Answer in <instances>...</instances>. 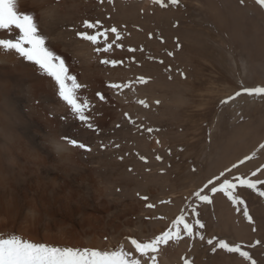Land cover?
I'll return each instance as SVG.
<instances>
[{
    "label": "rangeland",
    "instance_id": "rangeland-1",
    "mask_svg": "<svg viewBox=\"0 0 264 264\" xmlns=\"http://www.w3.org/2000/svg\"><path fill=\"white\" fill-rule=\"evenodd\" d=\"M164 3L161 7L152 0H68L56 8L54 22L35 13L48 47L66 61L70 74L83 85L78 95L91 104L85 115L93 128L76 118L59 99L54 82L35 65L29 63L26 71H9L11 77L22 78L20 85H30L37 96L24 140L38 156L34 160L23 156L17 164L25 180L27 194L22 200L26 208L22 220L2 225V234L101 252L122 245L126 252L138 256L126 238L147 242L183 215L204 239L185 236L181 226L182 238L161 247L157 264H184L185 259L191 264H250L238 254L218 248L213 251L209 239L239 244L256 264H264V197L258 194L264 191V184L258 183L253 191L234 179L264 180V149L259 147L264 141V96L244 94L221 103L242 87L264 86V9L255 0L243 4L241 0H179L177 6L167 0ZM85 20L99 21V31L115 27L121 39L109 52L88 58L91 45L77 33L94 34L96 30L85 29ZM233 29L239 31L242 42L232 37ZM114 40V34L108 32L107 42ZM104 43L101 38L98 47ZM129 48L135 51L129 52ZM108 58L122 63L115 67L100 63ZM139 77L147 83H139ZM110 83H128L130 87L118 94L108 87ZM43 92L57 95L69 120L66 116L59 121L46 111L40 99ZM122 97L128 99L129 109ZM140 100L148 107L139 104ZM37 122L48 134L66 130L72 140L90 151L68 144L75 157L56 175L51 155L35 139ZM149 128L153 131L148 132ZM238 133L241 140L234 142ZM241 150L253 158L232 168L242 158ZM32 162L44 165L54 179L41 180L47 188L23 177ZM221 166L232 170H219L213 176ZM257 169L261 171L253 177ZM221 172L225 175L217 184L225 179L237 184L233 194L244 201L240 211L223 192L205 190L211 203L192 196ZM144 196L148 199H141ZM34 197H39L40 203L34 202ZM90 199L100 205L99 212L80 206ZM149 203L155 207H146ZM245 206L251 224L243 216ZM17 207L18 203L12 202L10 211ZM193 208L198 215L192 214ZM197 219L204 228L195 225ZM256 241L260 243L249 247ZM138 258L146 264V258Z\"/></svg>",
    "mask_w": 264,
    "mask_h": 264
},
{
    "label": "snow or ice",
    "instance_id": "snow-or-ice-1",
    "mask_svg": "<svg viewBox=\"0 0 264 264\" xmlns=\"http://www.w3.org/2000/svg\"><path fill=\"white\" fill-rule=\"evenodd\" d=\"M167 2L171 6H177L179 4V0H167ZM243 2L244 0H241L242 4ZM152 3L161 7L165 6L164 0H152ZM255 3L261 9H264V0H255ZM83 27L85 29L96 30L94 34H89L87 31L78 32L77 36L81 40L93 45L94 51L97 53L109 52L115 41L121 39L120 33L115 27L99 31V21L92 23L85 20ZM12 30H16L17 35L15 38H0V51L14 53L25 62L35 65L43 75L49 77L54 82L59 99L68 106L76 118L82 123H85L87 127L93 128V125L88 123V117L85 115V112L91 108V104L87 98H83L82 100L78 95L83 85L78 82L76 76L70 74L66 61L47 46L46 37L39 31L34 15L18 11L17 0H0V31L11 32ZM108 32L113 33L115 36V40L112 43L107 42ZM101 38L105 41L102 48L97 47L100 44ZM115 46L117 48L122 47L120 44H115ZM128 51L133 52L135 49L129 48ZM168 55L171 56L172 53H168ZM100 63L115 67L122 62L115 59H104ZM138 81L141 84L147 83V80L143 77H139ZM108 87L118 90L119 94V91L129 88L130 84L110 83ZM244 94L248 96H264V86L253 88L242 87L241 91H237L234 95L222 100L221 103L227 104ZM97 97L100 101H104L105 99L100 93H97ZM138 103L144 107H148L147 103L143 100L138 101ZM157 103L159 102L157 101ZM125 117L129 119V122H133L127 113H125ZM147 131L152 132L153 130L149 128ZM63 139L72 147H79L85 151H90L84 144H78L75 140ZM259 147L260 149H264V144H261ZM252 158L251 156H247L244 160L239 161V164H243L245 160ZM140 159L147 163L145 157H140ZM156 159L160 160L161 158L157 156ZM236 167H238L237 164L232 165V168ZM231 170L227 169L228 172H231ZM259 171L261 170L257 169L256 172L252 173V176L255 177ZM224 175L225 173L221 172L220 176L209 179L202 188L192 193V196L197 201L211 203L210 196L205 190L210 191L212 194L223 192L232 204L237 206V211H240L239 206L244 204V201L233 194L237 184L227 179L217 184V181ZM234 179L238 181L240 186H245L253 190H256L258 183L264 184V180L252 181L239 176L234 177ZM258 194L264 197V191H259ZM141 199L147 200L148 197L144 196ZM161 203L165 202L162 201ZM146 207L153 208L155 206L149 203ZM191 211L193 215H198L195 208ZM243 216L250 224L252 223V217L249 215L246 206L243 208ZM157 219H163V217H157ZM195 225L201 229L204 228V225L198 219L195 221ZM181 226L185 236L192 239L196 237H199L201 240L204 239L202 234L194 231L193 224L187 223L185 217L180 215L172 222L167 230L161 231L159 235L154 236V238H151L147 242H138L135 238H126L138 256L126 252L122 245L111 252H101L88 248L76 249L50 246L44 243L32 242L16 235H10L7 238L0 237V264H142L141 259L138 257L146 258V264H157L156 254L161 250V247L168 245L169 242L179 241L182 238ZM253 231H255V228H253ZM207 243L213 245V251H216L218 248L227 253L238 254L244 261H249L250 264H256V261L252 259L249 252L243 250L239 244L231 245L224 240H218L214 243L213 239H209ZM259 243V241H256L255 244L249 245V247H255ZM184 264H191V262L185 259Z\"/></svg>",
    "mask_w": 264,
    "mask_h": 264
},
{
    "label": "bare ground",
    "instance_id": "bare-ground-1",
    "mask_svg": "<svg viewBox=\"0 0 264 264\" xmlns=\"http://www.w3.org/2000/svg\"><path fill=\"white\" fill-rule=\"evenodd\" d=\"M66 1L68 0H17V6H18V11L22 13L33 14V15H35V13H38L41 17L48 20L49 22H54L56 20L55 18L56 8L59 5L65 3ZM81 1H88V0H81ZM90 1L93 2L94 0H90ZM70 12L72 13V11ZM238 32L239 31H237L236 29H233V31H231V35L233 38L239 39L241 41V37L239 35L240 33ZM16 35H17L16 30H12L11 32L0 31V38H4V39L15 38ZM46 43L48 46L49 45L48 42ZM86 43L91 45L89 42ZM91 48L88 51V58H94L95 55L99 54L94 51L93 45H91ZM28 64H29L28 62H25L22 58H18L14 53H5L3 51H0V234H2L1 230H2V225L4 223H7L9 220H13L12 222L14 223L19 221L20 218L22 220L23 219L22 210L26 208V205L22 200L24 195L27 194L25 188V180L22 178L21 175L22 170L19 167H17V164L21 162L23 156L31 158V160H34L38 156L37 150L33 148L27 141L24 140V137L26 135L25 133L26 125L32 121L31 112L34 109V106L32 104L34 103L33 101L37 99V96L33 92V89L31 88L30 85H20V83H24L22 78L18 79L15 77H11L9 73V71H26L25 67H28L29 66ZM56 96L52 95V93L50 92H43L40 95V99L43 103L46 104L45 109L49 114L57 116L59 118V121L64 120L66 116H67V120H69L70 117L66 113L65 108H63L62 102L59 101ZM155 97H158V95ZM121 99L124 101L125 104L124 106H127V109H129L130 105H128L129 104L128 99L124 97H122ZM37 125H38L37 126L38 132H35L36 133L35 139L40 140L44 144L45 151L51 155L49 161L53 165H55L54 166L56 170L55 174L58 175V173L63 172V169L65 168L64 166L69 163V160L75 157L74 153L71 151L74 149L70 148L66 140L63 139V138L70 139L71 134H69L66 130H63L62 132H52V134H48L47 129L43 124L37 122ZM46 136L47 139L44 140ZM233 138H234L233 139L234 142L237 141L240 142L241 140L239 133L233 136ZM235 152L238 153V151ZM241 153H243L241 155L242 158H240L239 160L237 159V161L235 160L236 162L234 164L238 165L239 161L244 160L245 157L247 156H250L249 153L247 155L245 154L246 151L241 150L240 154ZM230 161L231 159H229V161L226 160V162H230ZM32 165H33L32 168H30L31 165L25 168L28 175L23 177L27 179H30L31 177V181H33L35 185H37L38 187L41 186L43 189L47 188V185L45 183H41V180L43 181L44 177L47 178L48 180H54V179L52 178L51 175L49 176V173L44 165L34 164L33 162ZM218 168L219 169L216 168L217 172L214 173L213 176L218 175L219 170L223 171L228 169V167H224V166ZM34 200L33 201L36 202L37 204L40 203L39 197L36 198L34 197ZM12 202L18 203L17 211H10V205ZM80 206H82V208L83 207L85 208V206H87L90 209H92V211L94 212L100 211V205H98L95 200L90 199L88 202H85ZM7 237L8 235L2 234V238H7Z\"/></svg>",
    "mask_w": 264,
    "mask_h": 264
}]
</instances>
